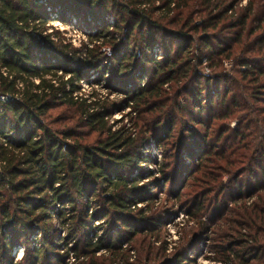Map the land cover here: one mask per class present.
Segmentation results:
<instances>
[{
	"label": "trees",
	"instance_id": "trees-1",
	"mask_svg": "<svg viewBox=\"0 0 264 264\" xmlns=\"http://www.w3.org/2000/svg\"><path fill=\"white\" fill-rule=\"evenodd\" d=\"M240 1L0 0V264H96L99 252L127 254L158 234L160 218L133 212L151 173L143 164L198 219L189 243L157 264L195 261L187 246L224 222L235 239L215 246V261L264 264V0ZM54 21L89 43L75 47ZM91 70L113 71L119 103L75 95ZM119 108L137 133L110 124ZM232 190L234 206L210 221Z\"/></svg>",
	"mask_w": 264,
	"mask_h": 264
},
{
	"label": "rangeland",
	"instance_id": "rangeland-1",
	"mask_svg": "<svg viewBox=\"0 0 264 264\" xmlns=\"http://www.w3.org/2000/svg\"><path fill=\"white\" fill-rule=\"evenodd\" d=\"M247 4V0H241L238 7H244ZM110 21L112 23L116 22V18L114 16H109ZM71 24V23H70ZM53 28V31H56L58 29L63 33V36L66 39H70L71 42L74 43V46L81 47L84 44L89 43V39L86 38L85 32L81 29L75 27V29H68V27L65 24H62L59 21H54L52 24H50ZM51 29H49V32H52ZM85 35V36H84ZM81 40V41H80ZM101 52H104V60L110 59V56L113 55V51L110 48V46H102ZM109 57V58H108ZM106 61H103L102 63L106 64ZM110 64V62L107 63V65ZM229 63H227L228 65ZM211 70L209 68L204 69L205 75H208ZM108 74L105 75V78L102 77L101 72H96L95 70H91L90 77H88L87 80H83L80 83L81 90L80 92H77V96L87 98L88 102L94 101V100H107V104L110 105V103L118 102L123 99L122 95L116 94L113 92L107 84H109V78L113 71L108 70ZM104 78V79H102ZM100 79H102L100 81ZM230 84V82H229ZM225 85L222 86L221 92L224 93L225 91ZM182 101H185L184 98ZM95 108V106H94ZM209 111V109H208ZM216 113L219 112V108L217 107L214 109ZM218 111V112H217ZM128 110L119 108L115 109L112 113V116L109 118L110 124L114 126V129L123 128L128 130H132L133 134L137 133L139 129L136 127L134 128V122H131L132 120H129L127 117ZM56 113V112H55ZM122 116H124L122 118ZM138 114L134 115V117ZM205 116V115H204ZM123 119L124 121L120 124H117L115 121L118 119ZM205 123H209L208 120H204ZM195 123V124H194ZM235 121L231 123V126L235 125ZM196 122H193L192 125H196ZM198 129H201V131L204 132V128L202 126H197ZM215 128V127H214ZM218 131V127H216L211 132L212 134H215L214 132ZM179 129H175V133H177ZM228 141V138L226 139ZM152 155L156 156L157 160L159 162L163 161V149H157L156 147L154 150L151 151ZM192 159V158H191ZM190 157L188 158V161L186 164L192 168L196 164V160L198 158H195V164L193 159L191 160ZM183 160L184 159L183 157ZM142 168L148 167V170L151 171L152 174H156L155 176H150L151 173L144 172L143 178H140V181L138 184L142 186L143 188L140 190L139 198L142 199L141 202L138 204L136 209H134L133 212L138 214V209H145L144 211H148L147 214L156 215V218H160V221L163 222L162 226L160 227L159 233H149V236H139L138 238L134 239V241L127 245L126 248L130 250L127 254H121L114 256L111 252H99L96 254V264H157L162 258H165L166 256L172 257L175 251L178 247H181L182 245L188 244L189 241L195 236L196 228L198 227L197 218H193L187 211L183 210L180 207L179 202H175V197H172V188L174 184H165V182L161 179L159 181V184L155 182L156 179L160 178L157 174L158 166H155V164H151L146 166L143 164L141 166ZM192 170H190L191 172ZM190 172H188L189 178L185 177L183 184L178 187V190L183 192H188L189 184L191 182ZM149 174V175H148ZM192 176V175H191ZM248 177V176H247ZM246 179V176H245ZM246 183H252L247 179L245 180ZM160 185V186H159ZM189 190H193V188L190 187ZM197 188L194 187V191H196ZM235 190H232V193L225 194L223 197L220 196L219 203L217 202L213 206V213L211 211L208 216H210V221L213 219H216V223H221V220H219L220 213H223V215L226 213L227 208H232L233 202L230 203L228 199L233 196ZM246 193V190L244 191ZM187 198V196H184ZM147 198H150L152 201L150 203H146ZM184 198V199H185ZM244 199V196H243ZM248 196L245 197V200H248ZM253 198L249 199V202H251ZM228 201V202H226ZM217 214V215H216ZM229 215V214H228ZM227 217V214L225 215ZM208 218V217H207ZM209 219V218H208ZM225 222L220 226V230L218 231L215 228H212L207 234L200 235L196 240L195 249L192 250L188 246L185 251H187L188 258H194L190 260H185V264H224V262H216L218 260V255L216 252L215 246L218 245H227V243L231 244L234 241L235 236L231 231L228 230V227L224 225ZM224 225V226H223ZM223 227V228H222ZM218 228V227H217ZM216 230V231H215ZM224 232L227 233V236L224 235ZM24 247H20L18 249H15L18 253L17 259H21V256L23 254ZM134 252V255L132 254ZM134 259L133 262H131V258ZM74 260L71 259V262ZM216 260V261H215ZM176 261V260H175ZM178 264V262H175V264ZM183 263V264H184Z\"/></svg>",
	"mask_w": 264,
	"mask_h": 264
},
{
	"label": "built area",
	"instance_id": "built-area-1",
	"mask_svg": "<svg viewBox=\"0 0 264 264\" xmlns=\"http://www.w3.org/2000/svg\"><path fill=\"white\" fill-rule=\"evenodd\" d=\"M68 27V29H75V24L74 23H71V24H67L66 25ZM85 36V35H84ZM81 41V40H80ZM73 43V42H72ZM74 44V43H73ZM21 86V85H20ZM75 95H77V93H75ZM2 99H5L4 96H1ZM127 245H124V247H126ZM132 254L134 255V252H132Z\"/></svg>",
	"mask_w": 264,
	"mask_h": 264
}]
</instances>
